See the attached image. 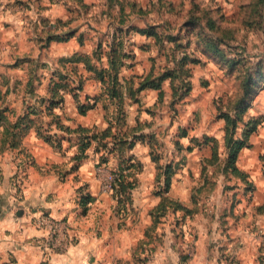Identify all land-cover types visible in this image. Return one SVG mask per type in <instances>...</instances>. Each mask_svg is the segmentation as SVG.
<instances>
[{
  "label": "crops",
  "instance_id": "1",
  "mask_svg": "<svg viewBox=\"0 0 264 264\" xmlns=\"http://www.w3.org/2000/svg\"><path fill=\"white\" fill-rule=\"evenodd\" d=\"M8 1L3 0L0 6V79L19 78L24 94L30 79H40V98L48 95L53 71L74 70L73 76L84 79L79 100L85 102L87 96L99 100L86 114H80L69 91L53 109L54 115L71 129L102 131L114 125L117 100L106 94L94 70L110 68L107 52L118 28H154L156 0H29L7 6ZM162 40L133 34L134 57L120 69L119 81L125 91L124 140L134 144L108 155L107 163L99 165L102 152L96 153L94 145L77 162L74 157L79 136L59 130L45 107H40L41 124L46 128L50 123L51 133L62 139L61 149L33 131L22 142L23 152L33 157L24 168L14 162L22 151L13 157L11 148L2 144L0 129V264H250L242 253L228 259L227 253L239 240L237 220L222 227L211 219L199 222L183 210H170L162 218L157 235L147 236L153 224L150 212L161 201L157 194L158 167L172 159L164 152H153L154 140L164 144L171 139L170 94L166 88L170 81L162 83V101L160 90L153 88L137 92L136 100L127 93L137 90L148 75L159 76L169 66L172 45ZM97 52H101L100 58ZM33 64L39 67L35 76L28 71ZM11 65H20V70L12 71ZM5 92L8 97L14 95L12 83H7ZM130 160L138 167L125 172L134 187L129 191V213L122 218L116 210L117 199L103 181L113 177L122 161ZM182 171L173 177L168 195L192 209L193 187L180 182ZM83 197L92 200L82 203ZM41 216H50L58 223L57 248L51 252L39 245L48 234L39 222ZM191 245L195 246L194 254Z\"/></svg>",
  "mask_w": 264,
  "mask_h": 264
},
{
  "label": "rangeland",
  "instance_id": "2",
  "mask_svg": "<svg viewBox=\"0 0 264 264\" xmlns=\"http://www.w3.org/2000/svg\"><path fill=\"white\" fill-rule=\"evenodd\" d=\"M25 1L29 0L8 2L12 6L14 3L23 5ZM156 2L154 29L161 39L172 45L169 66L164 70H170L175 78L169 80L170 85L166 82L170 94L171 139L164 144L159 139L154 140L153 152H164L172 158L169 163L176 167L177 174L188 169L182 171L180 182L193 187L192 200L195 202L189 214L199 222L211 219L213 224L220 223L222 227L237 220L235 228L239 240L227 253L228 259L232 257L233 260L242 253L249 258L250 264L252 260L255 264H263L264 0ZM2 4L0 0V6ZM160 61L163 62L162 58ZM19 66L10 67L14 71L20 70ZM28 71L35 76L39 67L30 65ZM30 80L26 84L28 92L24 94L19 78L1 77L2 91L7 83L14 87V95L2 97L3 105L11 110L8 111L10 119L26 113L34 101L41 108L45 107L38 101L40 79ZM224 113L230 114L237 123L231 137L246 144L236 161L238 172L225 170L229 156L227 125L225 119L219 117ZM251 121L258 125L247 137V130L253 127L248 124ZM41 123V114L28 115L22 142L33 131L44 140L41 135L51 132L45 131ZM38 127H42V132ZM22 147L21 143L11 151L13 157L16 151H22V156L15 157L14 162L24 168L33 162V157L23 152ZM113 178L104 179L106 189L110 188ZM83 212L82 208L81 214ZM241 217L243 219L239 220ZM159 227L160 224L151 232L157 235ZM155 240L158 245V237ZM190 249L194 254L195 246L191 245Z\"/></svg>",
  "mask_w": 264,
  "mask_h": 264
},
{
  "label": "trees",
  "instance_id": "3",
  "mask_svg": "<svg viewBox=\"0 0 264 264\" xmlns=\"http://www.w3.org/2000/svg\"><path fill=\"white\" fill-rule=\"evenodd\" d=\"M123 21V16H121L120 23L123 24ZM134 33L152 36L157 40V42L163 41L159 33L154 28L139 29L132 26H127L126 28H118L112 37V42L110 43L109 51L107 52L110 68H96L94 70L99 80L105 86L106 94L110 98L117 100L118 110L116 123L114 125L111 123L109 127L102 131H94L92 129L84 127L71 129L70 127L61 124L59 118L54 115L53 109L62 103L63 96L66 92H73L77 100V106L80 114H86L88 110L95 107L96 103L99 100V97L91 98L89 96L86 97L85 102H81L79 100V93L83 89L84 79L79 76H73L72 74H75L74 70H69L65 73L59 72L58 70L53 71L52 77L50 79L48 95L40 97L38 100L39 103L45 106L44 111L46 112V114L52 117L53 123L57 128H59V130L68 132L69 134H73V132H75L79 136V141L77 143L78 154H76L74 157L77 162L87 156V150L93 145L95 147L96 153L100 154L102 152L100 154L99 161V165H102L108 162V155L114 154L116 151L121 152L124 146L128 145L130 147L134 144V141L129 142L127 140H124L125 133L122 129L124 127V120L126 116L123 106L125 91L123 90V85L119 81L120 69L134 57L133 49L131 47L132 37ZM98 48L100 51L102 48L101 43L99 44ZM100 53L101 52H97L98 58L101 57ZM185 61L186 58L183 59V62ZM87 66L91 70H93L90 64H88ZM174 78L175 75L170 70L164 71L159 76H155L154 78L148 75L140 82V86L137 90L129 89L127 94H129V97L136 100L137 92L146 88H153L160 90L159 99L162 101L164 97V91L162 89L163 81L168 79L173 80ZM69 81L70 83H74L72 87L68 83ZM188 90H190V88H188ZM174 94H176V91L174 92ZM6 95V92L3 93V91L0 89V129L3 128L2 144L8 145V147L14 149L17 148V146H20L22 143L21 139L25 130L24 124L26 123V117L28 115L38 116L39 114H41V112H43V110L41 111L40 106L36 104L29 105L26 109V113L17 115L15 119H10L8 111L11 112V110H9L8 106L3 105L2 100V97H5ZM184 95L185 94H183L182 96ZM92 99L94 101H92ZM219 117L224 118L227 125L226 144L229 148V156L226 159L225 170H228L227 168H229L233 172H238L239 169L236 166V161L239 152L246 146V144L243 140H234L231 137V135L235 131V128L237 127V123L232 119L230 114H220ZM30 121L33 122L35 121V119H30ZM248 124L253 127L247 130V137L256 130L258 123L256 121H251ZM41 130L42 127H38V131ZM44 130L51 132L50 123ZM44 134L41 136L44 137V140L46 142L54 144L55 147H57L59 150L61 149V138H57V135L52 133ZM137 167L138 166L135 167L131 160L130 162L122 161L119 167L115 171H113L114 178L111 183L110 190L118 201V207L116 210L118 212V215H120L122 218H125L124 216L129 213V191L134 187V183H132L131 181H127L125 172L131 168ZM174 168L176 167L171 163L158 167L159 171L157 174V182H159V186L157 187V194L161 196V201L150 212V215L153 219V224L147 230V236H152L153 232H151V230H154L161 223L162 218L165 217L170 210H183L187 216L191 215L189 214L191 209L186 208L178 200L173 199L168 195V192L173 183V177L177 174ZM91 200L92 199L90 197H83L82 203H89Z\"/></svg>",
  "mask_w": 264,
  "mask_h": 264
},
{
  "label": "built area",
  "instance_id": "4",
  "mask_svg": "<svg viewBox=\"0 0 264 264\" xmlns=\"http://www.w3.org/2000/svg\"><path fill=\"white\" fill-rule=\"evenodd\" d=\"M11 5V2L8 3ZM111 188V185H110ZM40 224L47 228L48 234L43 239H41L39 245L41 249L45 252L54 251L57 248V230L58 223L55 219L50 216H41L39 220Z\"/></svg>",
  "mask_w": 264,
  "mask_h": 264
}]
</instances>
